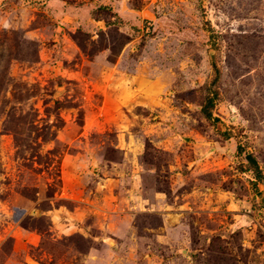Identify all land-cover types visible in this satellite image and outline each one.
Segmentation results:
<instances>
[{
  "label": "rangeland",
  "instance_id": "1",
  "mask_svg": "<svg viewBox=\"0 0 264 264\" xmlns=\"http://www.w3.org/2000/svg\"><path fill=\"white\" fill-rule=\"evenodd\" d=\"M263 198L264 0H0V264H264Z\"/></svg>",
  "mask_w": 264,
  "mask_h": 264
},
{
  "label": "trees",
  "instance_id": "2",
  "mask_svg": "<svg viewBox=\"0 0 264 264\" xmlns=\"http://www.w3.org/2000/svg\"><path fill=\"white\" fill-rule=\"evenodd\" d=\"M207 115L210 116V115H211L210 112L207 111ZM14 117H16V113L11 112V113H10V118H9V120H8L9 124H10L12 118H13V122H14ZM21 123H24V121L22 120ZM18 125H20V122L17 123L16 127H18ZM31 125H32V127H34V126L36 125V124H35V120H32ZM9 129L12 130V129H15V128L9 126ZM17 130H18V128H17ZM17 130L15 129V130H13V131L15 132L16 139L18 140V138H19L18 133H19V132H17ZM28 130L31 131V129H28ZM50 152L52 153L51 150H50ZM248 159H249V161H250L251 163H253L255 166L258 165L256 158H255L251 153L248 154Z\"/></svg>",
  "mask_w": 264,
  "mask_h": 264
},
{
  "label": "water",
  "instance_id": "3",
  "mask_svg": "<svg viewBox=\"0 0 264 264\" xmlns=\"http://www.w3.org/2000/svg\"><path fill=\"white\" fill-rule=\"evenodd\" d=\"M263 200H264V198H263Z\"/></svg>",
  "mask_w": 264,
  "mask_h": 264
}]
</instances>
